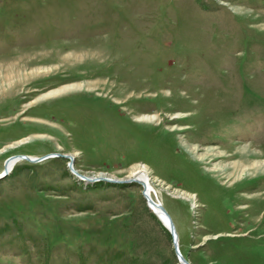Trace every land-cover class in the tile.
Returning <instances> with one entry per match:
<instances>
[{"label": "rangeland", "instance_id": "1", "mask_svg": "<svg viewBox=\"0 0 264 264\" xmlns=\"http://www.w3.org/2000/svg\"><path fill=\"white\" fill-rule=\"evenodd\" d=\"M17 156L0 264H180L140 185L78 178L143 169L190 264H264V0H0Z\"/></svg>", "mask_w": 264, "mask_h": 264}, {"label": "water", "instance_id": "2", "mask_svg": "<svg viewBox=\"0 0 264 264\" xmlns=\"http://www.w3.org/2000/svg\"><path fill=\"white\" fill-rule=\"evenodd\" d=\"M15 159L25 160V161H27L29 163H38V162H41V161L45 160V158L33 160V159H31V158H29L27 156L12 157V158H10L5 163L4 173L2 175H0V181L3 180L4 178H6L10 174V172L8 170V166H9V163L11 161L15 160ZM71 160H72V158H71ZM78 178H80L81 180H86V181H88L90 183H95V182H108L110 184H119V183H124V184L136 183V184H139V182L136 181V180H134V179H131V180L126 181V182H116V181H111V180H107V179H103V178H99V179H87V178H83L82 176H79V175H78ZM142 195H143L144 198H146L145 200H147L146 203H147V206L150 209V211H151L152 207H156V208H158L160 210V212L165 217L166 223H164L161 220H159V221L162 223V225L164 226V228L169 232V234H170V236L172 238L174 252H175V255H176L179 263L180 264H190L188 262V260L182 255V253L180 251L178 233H177V230H176V226L174 224V221H173L172 217L170 216V214L167 212V210L163 207L162 204L156 203L155 201H153L147 195L146 191H143L142 192ZM155 216H156V214H155Z\"/></svg>", "mask_w": 264, "mask_h": 264}, {"label": "bare ground", "instance_id": "3", "mask_svg": "<svg viewBox=\"0 0 264 264\" xmlns=\"http://www.w3.org/2000/svg\"><path fill=\"white\" fill-rule=\"evenodd\" d=\"M88 86H92V85H88ZM82 87H84V86H82V85H79V86H75V87H72L73 89H81ZM240 150H242V155L241 156H243L247 161H251V157L254 155V156H257V157H259L258 155H256V154H253V152H251L250 151V149L249 148H242V149H240ZM208 156V155H207ZM29 158H31V159H33V160H36V157H31V156H29ZM52 158V157H51ZM48 159V158H47ZM19 162H21V160L20 159H15V160H13V161H11L10 163H9V166H8V170H9V172H11L13 169H14V167L16 166V164L17 163H19ZM256 167L258 168V169H260V167L262 168V167H264V163H262V162H258L257 164H256ZM256 168V169H257ZM255 172H256V170H254ZM134 180H136V181H138L139 182V184L138 185H140L141 187H142V189H143V191H146V193H147V195L153 200V201H155V202H158V203H160V201L158 200V201H156V199H155V194H156V191L154 190V188H153V186H152V183H151V181H150V178H149V175L147 174V172H146V170H139V171H137L135 174H134V176L132 177ZM142 191V192H143ZM155 193V194H154ZM144 199H146V198H144ZM145 201H147V200H145ZM160 204H162V203H160ZM151 211H152V213L154 214H156V216L159 218V220H161V221H163L164 223H166V220H165V217L163 216V214L160 212V210L158 209V208H156V207H152V209H151ZM154 214V215H155ZM180 245V244H179ZM179 248H180V246H179ZM181 251V250H180Z\"/></svg>", "mask_w": 264, "mask_h": 264}, {"label": "trees", "instance_id": "4", "mask_svg": "<svg viewBox=\"0 0 264 264\" xmlns=\"http://www.w3.org/2000/svg\"><path fill=\"white\" fill-rule=\"evenodd\" d=\"M165 231H166V233H167V235H169V233L167 232V230L166 229H164ZM170 236V235H169Z\"/></svg>", "mask_w": 264, "mask_h": 264}]
</instances>
